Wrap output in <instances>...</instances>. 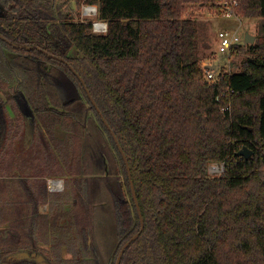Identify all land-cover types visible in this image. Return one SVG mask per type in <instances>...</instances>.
I'll return each mask as SVG.
<instances>
[{
    "label": "trees",
    "instance_id": "1",
    "mask_svg": "<svg viewBox=\"0 0 264 264\" xmlns=\"http://www.w3.org/2000/svg\"><path fill=\"white\" fill-rule=\"evenodd\" d=\"M82 1L98 6L106 33H95L92 19L75 20L57 0H0V64L35 113L29 137L27 118L9 96L25 122L21 135L30 144L40 120L49 160L43 131L56 141L65 156L54 163L56 174L67 173L60 200L70 204L41 214L40 204L62 191L30 180L31 170L24 174L8 150L0 159V264H40L32 252L50 264H116L139 232L120 264H264V22L254 43L233 51L248 53L241 70L210 82L197 21L184 16L187 4L208 0ZM240 14L264 19V0H241ZM90 122L99 126L89 129ZM11 131L0 95V155L14 148L8 135L16 140L19 130ZM112 146L119 165H111ZM244 146L253 150L248 158L238 155ZM213 162L224 163L221 175L209 173ZM109 205L112 261L97 256L94 218ZM50 229L54 254L67 243L79 249L53 257L36 238Z\"/></svg>",
    "mask_w": 264,
    "mask_h": 264
},
{
    "label": "rangeland",
    "instance_id": "2",
    "mask_svg": "<svg viewBox=\"0 0 264 264\" xmlns=\"http://www.w3.org/2000/svg\"><path fill=\"white\" fill-rule=\"evenodd\" d=\"M57 1L60 5H62V9L64 12H70L71 14H73L75 20H82V19L97 20L98 19L97 14H91V16H89V15H86L83 11L84 6L87 7V5H92V6L94 5L97 7V10H98V6L96 4H90V3H86L82 1V4L80 6L78 0H57ZM184 16L191 17L197 21V26H198V30L200 34V42L202 46L203 61L208 62L211 59L215 58V61L218 64H222V67H220V69H222L223 74H225L226 70H229L227 73L240 71L242 68L241 62L248 53H246L245 50H243L239 55L233 54V56H229L227 55V53L223 54L219 52V40L217 38L218 31L223 28H228L231 31H236L238 35L242 38V40L245 38L247 33L255 35L257 39V36L260 33V27L264 22V19L261 17H244V16H241L238 18L237 17H232V18L211 17L206 10H199L198 3H195V2L187 4V7L184 11ZM248 45L250 46V44ZM4 68H5L4 64L1 63L0 64V95H1V99L3 103L5 104V108L7 111V117H8V121L10 124V129L12 130L11 132L14 133L15 131H18V130L19 132L17 133L16 140L9 137L8 135L7 140L8 142L13 143L14 148L10 147L7 144L8 146L4 147L0 155V159L6 158L5 153L8 150L9 152L10 151L15 152L14 155L18 157V159L21 160L20 165L23 168V173L26 174L28 170H31L30 174L33 176H31L30 180H32L34 183L37 184L38 179L43 180L44 178L46 179L45 181L47 182L49 181V179H52V178L59 179L63 181V187H64L63 190H64L65 183H66L65 176L67 175V173L59 174L57 176L55 169L58 168L59 166L58 165L56 166V164L54 163L58 162V160L65 161V156L60 151L56 141H54L53 138L51 139L49 134H47V130H44L43 131L45 135L44 137L47 138L48 143H49L48 145L50 147L49 148L50 155L51 156L53 155L56 158V159L54 158L52 160H49L48 158L49 154L46 152L45 147L42 146V143L40 140V136L43 135L41 134V131L39 129V125L41 123L40 120H39V123L35 125L34 137L30 139V142H28L30 144H27L26 141L23 139V136L21 135L20 130L25 129V122H24L23 117L18 112V106H17V102L15 98L13 96L9 97L11 94H15L14 87H12L15 85V82L11 80V78L8 75V71ZM204 79L207 80L205 77ZM91 122L88 125L89 129H91V127L94 125L96 127L99 126L98 123H91ZM62 127L64 128V126ZM62 130H63L62 128L55 129V133L58 137L63 135ZM99 135L100 136L105 135V139H106L107 134L105 132L100 131ZM70 143H72L71 139L68 140L67 144H70ZM109 146L110 145H108V147ZM16 147L18 148V150L16 149ZM19 149H21L20 152H19ZM111 152H112L111 165L115 166L117 165V163L119 165L118 157L116 156L117 161L114 157V155H116L117 152L115 153V149L113 148V146L111 147ZM10 169L11 171L8 172V174H11V172L12 174H14L15 173L14 167L12 168L10 167ZM224 170H225L224 163H217V162L210 163V166H209L210 174L221 175L224 172ZM63 171H66V170H61V172ZM118 174L119 173H116V176H118ZM119 176L122 179V175H119ZM63 190H61L62 192H59L57 194L56 198L52 197L46 202H42L40 204V211H41V208L44 211V213H41V214L43 215L45 214L51 217L53 214L52 210H56V208L63 206V205L67 208V210L69 209L70 204L66 202L63 203L60 200L61 195L67 194L65 193V190L64 191ZM109 208H110V211H109ZM112 208L113 207L109 205L108 208L106 209L105 214L103 212L98 211L94 215V218L97 222L96 224L97 226H99V228L96 230V233L98 231L97 233V238H98V253L97 254L98 255L97 256L100 258L104 257L105 259H109L111 261L115 257L116 250H117L116 232H115V216H114ZM0 231L4 232L5 230L2 227H0ZM45 234H46V239H42L40 238V234L37 233L36 234L37 241H39L40 246L46 248L47 250H49V248L50 250L52 249V256L55 258L56 257L57 258L58 257H61V258L70 257L73 253H75L72 247L79 249L77 245H74V244L69 245L67 243L66 245H62V246L59 245L60 246V249L58 251L59 253L54 254L55 252L52 247V242H54L55 238H54V235L51 229L47 230ZM79 242H81V240H79ZM69 246H72V247L69 249ZM86 254L87 253H85V255ZM90 257H92V255H90Z\"/></svg>",
    "mask_w": 264,
    "mask_h": 264
},
{
    "label": "built area",
    "instance_id": "3",
    "mask_svg": "<svg viewBox=\"0 0 264 264\" xmlns=\"http://www.w3.org/2000/svg\"><path fill=\"white\" fill-rule=\"evenodd\" d=\"M199 10H206L211 17L232 18L241 17L240 6L241 0H208L207 2L198 3ZM92 5L84 6L83 11L86 15L97 14V7L95 10H91ZM108 30L107 21L100 19L93 21V31L95 33H106ZM217 38L219 40V52L227 53L229 56H233L234 49H237L239 44H242V38L236 31H231L228 28H223L218 31ZM244 40V39H243ZM206 63V64H204ZM204 77L212 82L219 79V76L223 74L222 64H218L214 59L208 62H202ZM211 65H215V68H211ZM229 70H226L227 73ZM218 75V76H217ZM48 187L51 191L63 190V181L59 179H49Z\"/></svg>",
    "mask_w": 264,
    "mask_h": 264
},
{
    "label": "water",
    "instance_id": "4",
    "mask_svg": "<svg viewBox=\"0 0 264 264\" xmlns=\"http://www.w3.org/2000/svg\"><path fill=\"white\" fill-rule=\"evenodd\" d=\"M256 40V36L253 35V34H250V33H247L244 40H242V44L246 45V44H252L254 43ZM26 48H29V47H26ZM211 68H215V65H211L210 66ZM16 98L18 100V103H19V106L21 107V110L23 111V113L25 114L26 118H27V129H28V135L29 137H32L33 135V131H34V117H35V113L33 111V109L31 107H29L27 105V103L21 99L20 97V94H16ZM105 123L106 125L110 128V125L109 123L105 120ZM114 137L115 139L117 140V143H118V146L120 148V151L122 152L123 154V157L126 161V164L128 166V170H129V173L131 174V169H130V164H129V161H128V158H127V155L125 154L124 152V149L122 147V145L120 144V142L118 141V138L117 136L115 135L114 133ZM253 153V150L248 148L247 146H244L243 148H241L239 151H238V155L240 156H244L246 158L250 157L251 154ZM131 184H132V189H133V194H134V197H135V200H136V204L138 206V209H139V213H140V217H141V221H142V230L144 229V219H143V215H142V211L140 209V205H139V201H138V198H137V194H136V190H135V186H134V182L133 180L131 179ZM140 232L137 233L136 235H134L128 242H126V244L122 247V249L120 250L119 252V255H118V258H117V262L116 264H120L121 262V259H122V255L125 251V248L133 241L135 240L138 236H139ZM21 255H27L28 256V252H21ZM33 257H36L37 254L36 253H33L32 254ZM39 261H44L43 264H50L49 262H46L45 261V257L43 255L39 256Z\"/></svg>",
    "mask_w": 264,
    "mask_h": 264
},
{
    "label": "flooded vegetation",
    "instance_id": "5",
    "mask_svg": "<svg viewBox=\"0 0 264 264\" xmlns=\"http://www.w3.org/2000/svg\"><path fill=\"white\" fill-rule=\"evenodd\" d=\"M25 47H29V48L32 47V48H33V46H25ZM16 94H18V93H16ZM16 94H15V96H16ZM48 188H49V187H48ZM49 190H50V189H49ZM50 191H51V190H50ZM39 211H40V209H39ZM40 212H41V213H44V211L42 210V208H41V211H40ZM33 253H36V254H37L36 257H33V256H32L33 258H35L36 262H37V263H40V264H43L44 261H39V256H41V255H43V254H39L38 252H32L31 255H32ZM29 254H30V253H28V256H29ZM43 256H44V255H43ZM23 257L28 258L27 255H21V258H23ZM44 257H45V256H44ZM45 261L48 262V261L46 260V257H45Z\"/></svg>",
    "mask_w": 264,
    "mask_h": 264
},
{
    "label": "bare ground",
    "instance_id": "6",
    "mask_svg": "<svg viewBox=\"0 0 264 264\" xmlns=\"http://www.w3.org/2000/svg\"><path fill=\"white\" fill-rule=\"evenodd\" d=\"M90 9L91 10H95L96 9V6L93 5L92 7H90Z\"/></svg>",
    "mask_w": 264,
    "mask_h": 264
}]
</instances>
